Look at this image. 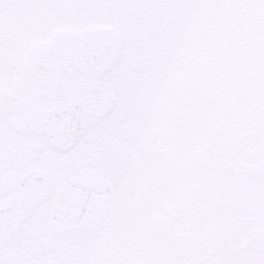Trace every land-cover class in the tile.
Segmentation results:
<instances>
[{
	"label": "snow or ice",
	"instance_id": "obj_1",
	"mask_svg": "<svg viewBox=\"0 0 264 264\" xmlns=\"http://www.w3.org/2000/svg\"><path fill=\"white\" fill-rule=\"evenodd\" d=\"M0 264H264V0H0Z\"/></svg>",
	"mask_w": 264,
	"mask_h": 264
}]
</instances>
